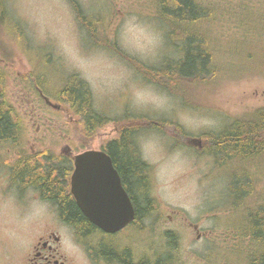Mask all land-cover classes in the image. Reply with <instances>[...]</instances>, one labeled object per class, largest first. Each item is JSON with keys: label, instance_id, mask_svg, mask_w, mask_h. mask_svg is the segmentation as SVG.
Returning a JSON list of instances; mask_svg holds the SVG:
<instances>
[{"label": "rangeland", "instance_id": "obj_1", "mask_svg": "<svg viewBox=\"0 0 264 264\" xmlns=\"http://www.w3.org/2000/svg\"><path fill=\"white\" fill-rule=\"evenodd\" d=\"M3 1L29 43L18 40L19 49L5 41L3 58L0 53V64L7 73V98L25 126L24 150L50 152L56 157L69 148L73 156L100 151L118 137L123 116H133V124L141 126L153 123L157 130H144L138 144L141 159L150 167L158 218L144 220L148 230L137 233L138 239L132 234L131 245L142 248L147 240L164 246L161 231H175L180 241L178 264H206L205 257L213 249L220 256L238 245L213 219L217 212V216L223 214L220 220L233 218L223 209L230 202V181L227 183L224 172L218 171L209 157L197 153L196 142L209 132L220 131L232 119L251 117L264 107V0H245L243 4H237L238 0H200L220 7L215 21L204 30L216 50V62H222L224 70L210 87L192 90L186 101L144 82L134 67H155L179 57L178 48L166 44L153 0H75L90 22L100 21L101 38L114 44L117 52L87 39L67 0ZM242 8L254 11L255 22L253 18L245 21ZM12 37L16 38L14 33ZM35 67L39 79L53 84L63 81L66 74H78L89 84L95 108L114 121L92 138L82 135L79 119L66 105L46 99L36 90ZM16 156L15 151L0 150L4 165L13 164ZM8 173L7 167L1 166L0 177ZM28 198L23 195L15 207L9 197L0 196V264L21 262L17 259L24 256L36 232L31 226L43 209ZM6 221L14 225L6 228ZM215 243L218 248H213ZM68 249L75 254L73 247ZM228 256L234 263L238 252Z\"/></svg>", "mask_w": 264, "mask_h": 264}, {"label": "trees", "instance_id": "obj_2", "mask_svg": "<svg viewBox=\"0 0 264 264\" xmlns=\"http://www.w3.org/2000/svg\"><path fill=\"white\" fill-rule=\"evenodd\" d=\"M67 1L81 29L86 32L87 39L97 47L117 52L114 44L110 45L107 39L101 38L100 21L90 22V18L83 13L77 1ZM238 1L240 2L237 4H243L245 0ZM153 4L156 20L164 31L166 44L178 48L179 57L174 62H164L155 67L144 64L134 67L144 82L170 96L176 95L180 101H186L190 98L192 90L210 87L218 73L224 70L222 62L220 64L216 62V50L209 33L204 30L205 26L215 21V14L220 7L211 6L212 3L206 4L200 0H153ZM242 10L246 13L245 16L243 12L245 21L250 22L254 11L245 8ZM253 21L255 22L254 18ZM13 33L16 41L12 37ZM18 40L25 43L28 41L21 25L11 17L6 4L0 0L2 58L5 41L19 48ZM35 69L32 76L35 79L36 90L44 98L66 105L79 119L81 133L85 137L92 138L101 127L114 121L95 108L91 88L78 74H66L63 81L53 84L39 79L38 68ZM6 82L7 73L0 64V150L5 153L14 151L17 153L18 159L12 169L13 177L21 186H33L38 189L44 197L58 206L64 220L72 225L79 223L83 226V235H90L94 232L93 227L64 196V185L60 175L55 177L51 173V170L58 168L60 161L63 160L50 152L33 154L24 150L25 126L7 98ZM132 117L123 116L124 125L121 126L118 137L103 145L100 150L111 158L115 170L123 178L136 211L135 220L138 221L143 217H149L157 209V203L151 195L150 167L141 159L138 144L144 130L154 131L157 128L153 123L145 126L133 124ZM176 130L180 132L181 128L176 126ZM180 134H183L182 131ZM201 139L203 146L197 153L209 157L214 167L224 172L227 183L230 181L227 194H230L231 198L223 209H227L225 213L228 216L233 215V218L220 220L223 214L217 216L219 213L217 212L213 218L218 224L216 227L220 225L221 229H225L222 231L232 238L231 242L241 244L231 249L227 248L220 256L216 255L217 249H213L205 257L206 264H264V107L255 110L251 117L232 119L220 131L209 132ZM164 238L165 247L169 248H166L167 250H170V246L178 240L175 235L169 233H165ZM212 244L214 241L211 246ZM218 247L215 243L213 248ZM167 250L160 254V259L154 264L179 263V256L176 257L171 250L170 252ZM237 252L238 256L242 257L238 259L237 256L236 262L231 263L228 255ZM144 264H150L149 260L147 259Z\"/></svg>", "mask_w": 264, "mask_h": 264}, {"label": "flooded vegetation", "instance_id": "obj_3", "mask_svg": "<svg viewBox=\"0 0 264 264\" xmlns=\"http://www.w3.org/2000/svg\"><path fill=\"white\" fill-rule=\"evenodd\" d=\"M197 141L198 150L202 148V139ZM66 149L65 154H61V164L58 168L51 170V173L57 177L60 175V180L64 185V196L74 205V209L93 227L94 232L90 235H83V226L79 223L72 225L64 220L61 215L58 206L52 202L49 198L44 197L43 194L33 186H21L17 179L13 177L12 169L16 165V159L13 164H5L0 162V168L7 167L9 173L7 176L0 177V196L2 199L9 197L15 207H18L19 201L22 196H28V200H33L35 203L42 206V213L38 216L35 223H32L31 228L36 231L33 235L32 241L29 243L24 256L21 259H17L18 264H126L131 262L132 264H144L148 259L150 264L156 263L160 259V254L164 250L169 249L164 246H157L149 244L146 240L142 245V248L131 245L132 236L137 238V235L145 233L146 227L143 224L144 220L149 221L152 218H158V209L153 212L149 217H143L141 219L136 218V211L134 209L131 197L128 193L127 187L123 181V178L119 175L120 184L124 192L129 197L134 209L133 220L126 225L123 229L116 233H106L90 223V221L83 215L81 210L76 204V201L71 194V176L74 171V158L77 155H72ZM101 151V150H100ZM141 154V153H140ZM141 156V155H140ZM111 159V158H110ZM112 161V160H111ZM58 162V161H57ZM113 164V163H112ZM48 165V163H45ZM226 207V206H224ZM4 213V211H1ZM1 217V215H0ZM228 217V216H227ZM10 223V224H8ZM14 225L12 221L4 222V226L9 228ZM158 229L161 227L154 226ZM77 228L79 233L77 234ZM193 229L198 231L197 226H193ZM138 233V234H137ZM161 233H169L176 236L177 242H174L170 247L171 253L178 257L179 252V237L175 231L162 230ZM130 236H128V235ZM133 234V235H132ZM138 239V238H137ZM134 240V239H133ZM73 247L75 254H71ZM167 248V249H166ZM163 249V252H162ZM142 251V252H139ZM170 250H167L170 252ZM77 253V255H76ZM78 258V259H77ZM16 260V261H17ZM83 260V261H82Z\"/></svg>", "mask_w": 264, "mask_h": 264}, {"label": "water", "instance_id": "obj_4", "mask_svg": "<svg viewBox=\"0 0 264 264\" xmlns=\"http://www.w3.org/2000/svg\"><path fill=\"white\" fill-rule=\"evenodd\" d=\"M71 194L90 223L106 233L120 231L134 218L131 201L103 151L90 150L75 156Z\"/></svg>", "mask_w": 264, "mask_h": 264}, {"label": "bare ground", "instance_id": "obj_5", "mask_svg": "<svg viewBox=\"0 0 264 264\" xmlns=\"http://www.w3.org/2000/svg\"><path fill=\"white\" fill-rule=\"evenodd\" d=\"M206 151H208V150H206ZM206 153V152H205Z\"/></svg>", "mask_w": 264, "mask_h": 264}]
</instances>
